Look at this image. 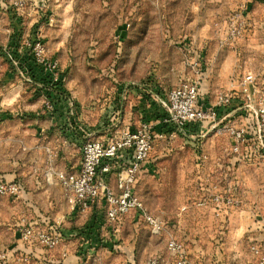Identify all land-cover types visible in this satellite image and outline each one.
Segmentation results:
<instances>
[{
	"label": "rangeland",
	"instance_id": "374dc122",
	"mask_svg": "<svg viewBox=\"0 0 264 264\" xmlns=\"http://www.w3.org/2000/svg\"><path fill=\"white\" fill-rule=\"evenodd\" d=\"M45 2L42 7L37 0H31L24 10H19L14 0H0V52L9 49L14 58L21 60L13 51L17 49L23 55L28 49L24 45L25 40L33 39L40 32L47 44L48 56L58 61L59 72L64 77L63 88L66 90L57 94L55 99L62 95L65 101H56L65 103L73 95L83 116L91 115L101 121L107 118L111 111L105 109L116 99L118 82L126 83L129 79L138 82L149 73H170V63L186 65L181 41L189 39L190 35L197 34L209 42H216L214 57L215 54L219 56L228 52L238 54L231 48L218 45L217 28L221 21L248 5L254 26L252 32L241 40L243 54L248 56L251 70L264 73V0ZM235 68L234 65V73ZM20 69L13 64L12 58L0 54V174L15 173L24 186L22 197L0 198V255L3 252L7 254L6 264H20L16 256L25 247L16 235L19 217L27 216L34 222L38 212L49 217L53 227L65 226L67 222L68 226L72 225L67 219L72 214L68 199L60 185L56 181L50 182L46 175L47 152L44 147H64L62 141L53 139L55 132H50L48 138L43 135L53 125L59 104L55 103V111L49 109L47 104L52 103V96L38 90L35 83L27 81L22 74L23 71L26 73L25 70ZM227 85L225 83L221 87ZM86 121L88 125L92 124L91 120ZM141 121L138 117V122ZM95 128L98 130L99 127ZM98 132L99 136H104L102 130ZM223 136L227 134L216 137L221 139ZM199 143L198 139L187 141L180 133H176L171 141L156 139L135 186L152 213L166 219L172 209L175 217L170 218L171 221L176 219L178 213L186 212L181 211L183 205H179V202L184 200L186 191L190 192L187 167L192 169L189 174L192 178L195 171L193 157ZM65 157L62 154L58 159L57 168H66ZM245 161L250 164L247 158ZM263 162L264 159L253 157L252 163L255 165H245L242 169L245 175H249L248 179L256 187L255 193L260 198L264 197ZM237 175L238 182L243 184L240 174ZM241 187L242 190L248 189L244 185ZM152 189L160 191L159 199L154 197ZM166 194L172 203L175 201L172 206L159 203ZM245 208L243 206L239 211ZM254 208L264 213V198L262 206ZM121 222L118 224L122 228L119 238H110L107 234L104 238L98 237L100 241H109V245L104 246V241L101 242L103 245L98 246L95 252L81 257L74 264H147L151 256L163 254L165 237L153 235L145 222L132 216L127 218L130 225ZM224 224L227 221L218 225L213 214L207 224L211 232L217 231L218 239L224 237L219 246L225 254L220 255L222 258L216 260V264H250L253 260L250 246L253 242L264 241V235L251 236L247 233L228 238L229 230ZM175 225L179 226L170 223V227L177 231ZM220 231H224V235ZM72 247L76 249V244ZM85 252L88 253V249ZM48 259L54 262L41 264H58L55 258Z\"/></svg>",
	"mask_w": 264,
	"mask_h": 264
},
{
	"label": "built area",
	"instance_id": "2783aa9c",
	"mask_svg": "<svg viewBox=\"0 0 264 264\" xmlns=\"http://www.w3.org/2000/svg\"><path fill=\"white\" fill-rule=\"evenodd\" d=\"M30 1L14 0V5L17 9L24 10ZM253 26V17L248 5L227 18L226 31L220 35L219 45L236 50L241 40L252 32ZM24 45L31 50L36 63L49 72L47 73L49 88L52 89L58 82L64 80L62 73L59 72L58 61L48 56L47 44L40 32H37L33 39H26ZM7 57L12 58L17 68L22 67L21 60L14 58L11 50H7ZM185 57L187 64L192 69H197L198 62L194 57L189 53H186ZM235 67L238 70L242 69V62L238 60ZM22 74L27 81L35 83L37 88L47 89L43 82H35L24 71ZM244 77V88L233 85L230 90L220 94L217 103L210 107H204L199 99L198 82L183 81L171 84L167 103L169 113L164 119V124L175 129L172 133L157 131L156 127L160 123L158 121L142 120L136 127L123 128L107 136L105 140L88 138L81 143V165L77 170L57 168L58 159L63 152L75 148L74 134L65 136L63 148L46 145L44 149L47 152L48 180L56 181L60 185L70 203L71 213L91 210L103 200L106 219L110 225L120 224L126 216H134L136 220L145 222L152 234L165 237L166 253L151 256L147 264H169V258H172L171 264H202L200 260L191 259L184 240L170 227L169 222L152 213L144 199L136 193L135 186L141 163L150 157L156 139L171 141L176 133H183L185 127L190 124L208 123L210 132L215 135L230 136L233 139L231 150L237 156L238 162L248 157L264 159V88L258 84L254 73H246ZM240 92L246 98L245 108L255 116L253 124L237 125L222 113L232 107L241 96ZM55 103L49 102L47 107L55 111ZM199 150L197 147L198 152ZM208 158V154L201 150L200 165L206 163ZM112 175L116 180L115 186L111 183ZM208 181L211 184L200 203L202 206H211L214 213L222 217L229 207L236 208L242 205L239 184L231 181L217 189L213 180ZM23 193L24 186L18 177L14 180H0V198H19ZM224 233L221 232L222 235ZM16 234L24 245L39 247L46 255L51 254L64 242L60 232L44 224L32 222L27 216L19 217ZM223 238L220 237L219 242ZM250 250L253 256L250 264H264V241L253 242ZM66 255L64 253V256ZM32 258L33 256L27 253L17 256L20 264L29 263ZM6 262L7 254L3 252L0 255V264ZM41 263L43 262L38 260L36 264Z\"/></svg>",
	"mask_w": 264,
	"mask_h": 264
},
{
	"label": "crops",
	"instance_id": "0c3cea01",
	"mask_svg": "<svg viewBox=\"0 0 264 264\" xmlns=\"http://www.w3.org/2000/svg\"><path fill=\"white\" fill-rule=\"evenodd\" d=\"M225 31L226 19L219 23L217 28V41L220 35ZM181 43V46L184 48V56L186 53H189L194 57L195 61L198 62L197 69H192L187 64L185 58L184 63L189 67H186L183 63H170V73H149L146 78L138 82L135 80L132 81L133 79H129L126 83L118 82V88L117 91H115L116 99L105 109L106 111H111L105 120L103 119L101 121L99 118L95 119L91 115L83 116L80 112V105L73 95L67 102H65L66 104L59 103L56 118H53L52 120L54 123L49 128V131H43V135L48 138L50 132H55L53 139L56 138L57 140L55 141L57 142L62 141V145L66 135L72 133L76 136L73 137V139H76L75 148L66 149V152H63L66 156L65 159L67 160L65 169H79L81 165L80 146L81 143L88 138L101 139L104 137L101 140H105L107 136L114 134L123 128H134V126L136 127L139 123L138 117L141 119L146 117V119H149L150 121L158 122L166 119L169 113L167 106L168 91L170 85L173 83L177 84L183 81L198 82L199 99L204 107H210L213 104H216L220 94L230 90L233 85H236L237 88H239V86L244 88V76L246 73H254L257 77L258 84L264 88V73H258L251 70L252 66L248 65L249 58L243 54L244 45L242 43H240L239 47L235 50L238 54L228 52L227 54H220L219 56L215 54V57L213 52L214 48H217L216 42H209L207 39L201 38L197 34L190 35L189 39H185L184 41H181ZM238 60L242 62L243 67L240 70L235 68L236 73H234L233 66H236ZM177 69L178 73H176ZM134 74L136 75V73ZM232 75L233 77L231 78ZM228 80L230 81V84ZM233 80L235 82H232ZM225 83H228V85L226 87H221ZM249 88L252 92L251 85H249ZM125 98L127 99V102H125ZM245 100V95L241 93V96L236 99L232 107L228 108V111H222L228 120L235 122L240 126L249 123L241 114L240 107H236L240 104H243L245 107ZM63 101H65V99H62L61 102ZM157 117L160 118L158 119ZM87 119L91 120L92 124L88 125L86 123ZM120 126L122 127L120 128ZM95 127H99L98 130L103 131V137L97 134L98 130ZM180 134L187 141L188 139H198L200 143L197 147L200 150L198 152L196 149L194 152L195 155L193 159L195 163V171L192 173V178L189 176L192 169L187 167V176L189 180L188 186H191L190 192L185 190L186 194L184 195V200L179 202V205H183L181 211L186 212L178 213L176 219L170 221V218L175 217L173 213L174 211L170 209L171 213L169 214L168 212L165 220L169 222V225L170 223H177L179 225L178 227L175 225L177 228L176 232L184 240L193 261L200 260L202 264H216V260L219 261L222 258L220 255L222 254L224 256L225 253L220 249L217 231L211 232L208 228L207 224L212 220V214L218 225H220L221 222L227 221V224L224 225L229 230L228 238L232 236H243L247 233H250L251 236L258 234L261 236L264 235V213H261L258 209L254 208L262 206V198L264 197L260 198V196L255 193V190H257L256 187H253L248 179L249 175H245L243 171V166H253L255 163H252L253 157L247 158L249 161L248 163L252 165L247 164V161L245 160L241 162L236 161L237 156L231 150L233 139L230 136H223L221 139L217 138V135L210 132V126L208 123L187 125L183 130V133ZM61 136L62 138H60ZM75 149L78 150L75 151ZM201 150L206 152L209 156L206 163L202 165H200L199 160ZM254 160L256 161L257 159ZM143 164L144 162L141 163L140 169ZM139 172H141V170ZM237 174H240V177L243 179V184L238 182L237 177L239 178V176ZM209 179L214 181L217 189L231 181L238 183L241 189L242 205L236 208L229 207L224 211L222 217H216L214 215V209L211 206H202L200 203L207 194V189L211 184L208 181ZM111 183L113 186L116 185L114 175L111 176ZM243 185L248 189L242 190L241 186ZM136 192L142 197L138 190ZM152 192L154 197H158L159 199L160 191L152 189ZM159 203L169 207L172 206L175 201L172 203L168 194H166L163 201ZM243 206L247 208L239 211ZM39 214L44 216L42 213ZM132 217L135 218L134 216ZM127 218L128 216H126L122 222L125 221L126 225H130L131 223L127 222ZM67 219L71 221L69 222L72 224L71 226H68L67 222L65 226L56 225L54 229L65 236L62 246L57 248L51 254L46 255L45 251L39 247L25 245L23 251L19 252L20 255L24 253L30 254L33 256L31 263L34 264H36L38 260L45 263L46 261L54 262L52 259H48L50 257L55 258L58 264H74V261L77 260L78 262L81 257H85L88 254L95 252L98 249V246L103 245V241L104 246L109 245V241H100L98 237L104 238L107 234L110 238H119L122 230V228L119 227L120 225H110L107 222L106 209L101 201L93 209L83 213H72L71 215H68ZM35 222H37V220ZM90 231L92 234L89 233ZM221 232L222 231H220V233ZM17 236L19 237V235ZM89 238L91 240H89ZM215 239L217 240L215 241ZM74 244H76V249L72 247ZM80 249L81 251H84V256H80ZM85 249H88V253L85 252ZM64 253L67 255L64 256ZM163 253H166V247H164ZM12 256H14V254ZM171 259L172 258H169V260ZM169 264H171L170 261Z\"/></svg>",
	"mask_w": 264,
	"mask_h": 264
},
{
	"label": "trees",
	"instance_id": "16d2710c",
	"mask_svg": "<svg viewBox=\"0 0 264 264\" xmlns=\"http://www.w3.org/2000/svg\"><path fill=\"white\" fill-rule=\"evenodd\" d=\"M19 23V22H17ZM18 30V29H17ZM18 47V46H17ZM9 50V49H8ZM14 55L18 58H21V68H23L25 70V72L28 74L29 77L33 78V80L35 82H43L45 88L44 92H48L53 98V101L56 102V104H59V100L63 99L60 98L59 95L56 99H59L56 101L55 96L59 93H63L65 91L64 87V81H60L58 82V84L55 85V87H53L52 89L49 88V75L44 71V69L38 65L34 59V57L31 54V50L30 49H26L25 53L22 55L20 53L17 52V49H15L13 51ZM1 55H5L7 56V51L5 52H0ZM43 72V73H42ZM38 90L41 91V89L38 88ZM65 96V94L63 95ZM236 107H240V112L241 114L245 117L246 120H248L249 124H253L254 120H255V116L254 114L248 110L247 108H245L243 106V104L238 105ZM59 108V106H58ZM158 119L160 117H157ZM106 119V118H105ZM104 119V120H105ZM142 120L144 121H150L149 119H146V117H143ZM157 131H161V132H167V133H172L173 130H175L174 128L170 127L167 124H164V120H161V122L157 125L156 127ZM17 179V176L15 173H8V174H0V180H14ZM104 206V203H103ZM105 208V207H104ZM73 213H78V212H73ZM36 220L38 224H44L45 226L49 227L50 229H55V227H53V223L52 220L49 217L46 216H41L38 212L36 213ZM90 234H92V232H89ZM63 238L65 237L64 235H62ZM89 240H91L89 238ZM79 254L80 256H84V251L81 249L79 250ZM80 261V259H79ZM78 261V262H79Z\"/></svg>",
	"mask_w": 264,
	"mask_h": 264
},
{
	"label": "water",
	"instance_id": "95a60500",
	"mask_svg": "<svg viewBox=\"0 0 264 264\" xmlns=\"http://www.w3.org/2000/svg\"><path fill=\"white\" fill-rule=\"evenodd\" d=\"M37 3L42 7L46 4L45 0H37Z\"/></svg>",
	"mask_w": 264,
	"mask_h": 264
}]
</instances>
